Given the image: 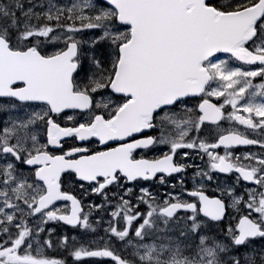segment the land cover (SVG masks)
<instances>
[{
  "label": "snow or ice",
  "instance_id": "1",
  "mask_svg": "<svg viewBox=\"0 0 264 264\" xmlns=\"http://www.w3.org/2000/svg\"><path fill=\"white\" fill-rule=\"evenodd\" d=\"M0 264H264V0H0Z\"/></svg>",
  "mask_w": 264,
  "mask_h": 264
},
{
  "label": "flooded vegetation",
  "instance_id": "2",
  "mask_svg": "<svg viewBox=\"0 0 264 264\" xmlns=\"http://www.w3.org/2000/svg\"><path fill=\"white\" fill-rule=\"evenodd\" d=\"M150 155H151V154H150ZM159 191H161V192H162V191H164V189H163V188H159Z\"/></svg>",
  "mask_w": 264,
  "mask_h": 264
}]
</instances>
